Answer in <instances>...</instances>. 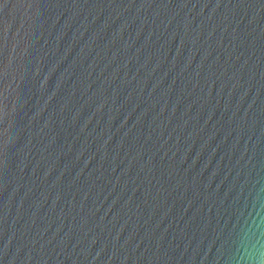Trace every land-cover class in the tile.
Masks as SVG:
<instances>
[{
  "label": "water",
  "instance_id": "obj_1",
  "mask_svg": "<svg viewBox=\"0 0 264 264\" xmlns=\"http://www.w3.org/2000/svg\"><path fill=\"white\" fill-rule=\"evenodd\" d=\"M262 251L264 0H0V264Z\"/></svg>",
  "mask_w": 264,
  "mask_h": 264
},
{
  "label": "clouds",
  "instance_id": "obj_2",
  "mask_svg": "<svg viewBox=\"0 0 264 264\" xmlns=\"http://www.w3.org/2000/svg\"><path fill=\"white\" fill-rule=\"evenodd\" d=\"M252 264H264V251L256 254L252 260Z\"/></svg>",
  "mask_w": 264,
  "mask_h": 264
}]
</instances>
